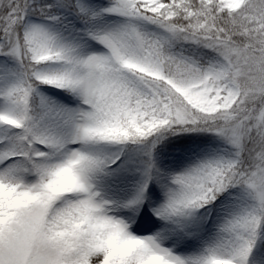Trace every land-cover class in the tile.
I'll list each match as a JSON object with an SVG mask.
<instances>
[{
	"label": "snow or ice",
	"instance_id": "6c2138e0",
	"mask_svg": "<svg viewBox=\"0 0 264 264\" xmlns=\"http://www.w3.org/2000/svg\"><path fill=\"white\" fill-rule=\"evenodd\" d=\"M0 264H264V0H0Z\"/></svg>",
	"mask_w": 264,
	"mask_h": 264
}]
</instances>
